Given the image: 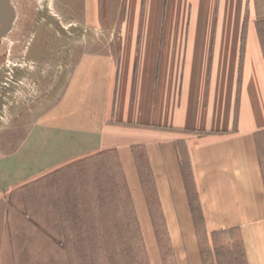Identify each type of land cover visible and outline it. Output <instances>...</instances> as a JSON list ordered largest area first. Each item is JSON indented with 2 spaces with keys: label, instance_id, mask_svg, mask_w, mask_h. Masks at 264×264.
<instances>
[{
  "label": "crops",
  "instance_id": "obj_1",
  "mask_svg": "<svg viewBox=\"0 0 264 264\" xmlns=\"http://www.w3.org/2000/svg\"><path fill=\"white\" fill-rule=\"evenodd\" d=\"M139 6L130 9L120 36L131 41L119 50L115 103L106 104L110 89L102 87L100 104L84 122L64 116L67 156L115 152L149 264L165 262L137 168L139 151L174 264H202L184 161L208 242L215 233L236 231L245 263L264 264V11L257 0H142ZM100 64L110 69L109 62Z\"/></svg>",
  "mask_w": 264,
  "mask_h": 264
},
{
  "label": "rangeland",
  "instance_id": "obj_2",
  "mask_svg": "<svg viewBox=\"0 0 264 264\" xmlns=\"http://www.w3.org/2000/svg\"><path fill=\"white\" fill-rule=\"evenodd\" d=\"M257 1L264 11V0ZM141 3L12 0L13 29L0 47V220L5 223L0 259L4 257V264L129 263L137 232L132 223L129 237L123 229L125 213L107 173L111 165L116 178L114 160L96 159L97 152L68 158L65 148L70 145L65 144L71 134L61 130L69 131L63 127L64 116L85 121L93 105L100 104L96 99L102 87L110 89L106 104L115 103L119 50L131 41L120 36L130 9L135 4L139 9ZM102 62L110 63L108 71ZM138 153L144 165L143 154ZM184 165L189 176L185 161ZM77 195L80 201L75 200ZM95 225L96 238L85 233ZM46 233L49 240L42 235ZM229 238L233 244H228ZM236 238H217L224 246L219 251L224 264H245ZM206 239L201 233L199 247L210 259L216 248ZM86 243L95 249L89 255L83 251L82 256L80 249Z\"/></svg>",
  "mask_w": 264,
  "mask_h": 264
},
{
  "label": "trees",
  "instance_id": "obj_3",
  "mask_svg": "<svg viewBox=\"0 0 264 264\" xmlns=\"http://www.w3.org/2000/svg\"><path fill=\"white\" fill-rule=\"evenodd\" d=\"M97 156L98 157L100 156V157L96 158V159L111 157L114 160L115 166L117 167V173H118L116 175V178H114L112 176L113 171H112L111 165H109L107 167V173L109 174L111 180L112 181L114 180V182H115L113 184L111 183L112 193L114 192L115 197L118 200L117 202H118L119 206H121V210H123V213H125V217H123V229L126 232L127 237H129V233H130L129 228L131 226L130 224L132 223L134 226V229L137 232V239L134 242L135 246L131 247V250L129 252L130 253L129 263H127V264H149L148 258L146 255V251H145V247H144V243H143L141 233H140V230L138 227L137 219H136V216H135V213L133 210L131 198H130V195H129V192H128V189L126 186V182L124 180V177H123L117 156H116L115 152L100 153ZM96 159H93V160H96ZM136 163H137L139 175L141 177L143 190L145 192V196L147 199V204H148V207H149V210L151 212L152 219H153L155 232H156V235H157V238L159 241V247H160V250H161L163 257H164V262H165V264H174L173 257L171 255V251H170L168 240H167V235H166L165 230H164L163 220H162L160 212L158 211L157 199H156L155 190H154L153 182L151 179L149 167H148L146 161L144 162V165L142 164L140 157L137 158ZM182 167H183V171L185 172V176H186L187 174L185 171L184 163H182ZM89 180L91 181V178ZM185 182L187 185V194L189 197L191 212H192L193 220L195 222L197 234H198V236H200V234L203 233L204 236L207 238L206 240H208V237L205 234L204 227H203V217L201 214L198 197H197L196 191H195V189L191 183L190 176H188V179ZM77 196H79V198H77L75 200L80 201L82 199V197L80 195H77ZM106 197L107 196L105 195V198ZM72 200H74V199H72ZM200 226H201V229H200ZM98 230L99 229H98L97 225H95L93 227L89 226V230L88 231L86 230L85 233L90 232L96 238V237H98L97 236ZM42 235H44L48 240L50 239V236L47 235V233L42 234ZM219 236H226V237H229V236H235L236 237L237 236L236 239H237V241H238V243L242 249V245H241L240 239H239L236 231H227V232L215 233L211 236L212 242L214 243V247L216 248L215 254L213 255L210 253V259H208L205 257V253L201 249L202 264H224V262L222 261L221 256H220V252H219L220 250H222L224 248V246L221 247L218 244L217 238ZM227 241H229L228 244H231V243L233 244L232 238H229V240H227ZM94 249H95V245H93V246L91 245V247H90V245L88 243H86L85 249L84 250L80 249V254H82V256H83V251H84L85 255H89V254L94 252ZM242 254H243V249H242ZM243 260H244V256H243ZM244 262H245V260H244ZM68 264H70V262Z\"/></svg>",
  "mask_w": 264,
  "mask_h": 264
},
{
  "label": "water",
  "instance_id": "obj_4",
  "mask_svg": "<svg viewBox=\"0 0 264 264\" xmlns=\"http://www.w3.org/2000/svg\"><path fill=\"white\" fill-rule=\"evenodd\" d=\"M8 0H0V23L3 27L0 30V35L9 31L11 27V20L13 18L12 8L7 4Z\"/></svg>",
  "mask_w": 264,
  "mask_h": 264
},
{
  "label": "flooded vegetation",
  "instance_id": "obj_5",
  "mask_svg": "<svg viewBox=\"0 0 264 264\" xmlns=\"http://www.w3.org/2000/svg\"><path fill=\"white\" fill-rule=\"evenodd\" d=\"M7 4L9 5V7L12 8V11H13V18H12V20H11V24H10L11 27H10L9 31L5 32L3 35H0V47L3 45V41H4V39H5L8 35L11 34L12 29H13V22H14V18H15V9H14V6H13V4H12V0H8V1H7ZM2 27H3V25L0 23V30H1Z\"/></svg>",
  "mask_w": 264,
  "mask_h": 264
}]
</instances>
